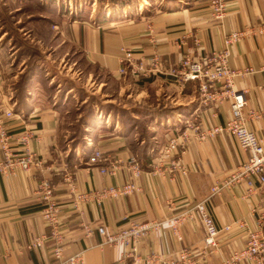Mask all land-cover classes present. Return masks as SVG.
Segmentation results:
<instances>
[{"label": "crops", "instance_id": "obj_1", "mask_svg": "<svg viewBox=\"0 0 264 264\" xmlns=\"http://www.w3.org/2000/svg\"><path fill=\"white\" fill-rule=\"evenodd\" d=\"M208 2L136 0L112 13L105 9L81 10L79 18L62 17L55 24L54 34L60 43L65 33V39L80 48L92 74H106L114 80L127 78L140 87L137 94L140 98L131 99L141 105H131V115L136 118L147 114L150 118L148 128L157 151L170 137L179 134L189 119L208 129L222 126L230 118L227 102L218 107L203 106L197 83L179 80L171 73L179 67L183 55L201 56L218 51L224 34L264 22V0H227L222 26L210 15ZM3 34H0V101L16 114L7 121V128L13 139L25 126L33 129L37 139L31 141V148L39 165L29 170L17 168L9 176L0 175V264H56L51 254L54 241L50 237L41 248H27L39 236L50 233L43 216L45 202L37 191L43 179L52 184L53 198L60 209L62 253L65 256L81 253V264H132L133 257L124 256L122 246L107 244L97 231L104 227L113 232L126 227L129 221L161 223L157 230L140 238L137 245L140 264H161L171 258L177 264H185L179 260L181 249L189 253L192 264H224L245 245L246 229L235 221H244L248 228H255L256 218L264 213V188L248 194L245 181H240L219 193H211L214 184L225 180L248 157L233 136L221 132L203 140L189 139L164 161L160 172L152 166L158 152L147 162L139 158L140 153L135 150L146 149L149 144L138 137L136 126L132 132L127 131L118 115L113 116L112 123L103 121L105 118L101 116L84 120L82 147L65 144L62 126L67 95L63 97L62 91L60 97L57 93L49 97L35 77L20 89L19 78L26 65L22 59L17 60L15 49ZM122 47L132 49L136 58L158 53L162 72L138 80L130 72L119 75ZM263 65L264 34L245 36L230 45V68L251 66L256 70L237 78L235 87L246 89L249 107L263 112L246 124L264 139V73L260 70ZM149 87L160 94L150 102L148 96H141ZM94 149L107 156L108 162L86 166ZM131 158L138 164L139 174L131 169ZM112 159L119 161L115 173L100 172L99 166L108 165ZM172 160L175 167L170 166ZM126 182H133L137 189L109 197L101 205L88 202L75 208L72 204L74 191L101 190ZM206 197L218 227L230 225L229 230L219 232L216 249L210 252L204 251V229L198 219L181 223V239L164 221ZM149 256L150 262L146 263L144 260ZM236 264L254 263L243 259Z\"/></svg>", "mask_w": 264, "mask_h": 264}, {"label": "built area", "instance_id": "obj_2", "mask_svg": "<svg viewBox=\"0 0 264 264\" xmlns=\"http://www.w3.org/2000/svg\"><path fill=\"white\" fill-rule=\"evenodd\" d=\"M209 12L216 24L222 26V21L227 13V0H209ZM264 34V22L256 26H250L223 35L222 47L218 51H212L201 56H193L186 53L180 60L179 67L171 73L182 81L191 80L197 83L200 103L203 106L214 105L216 107L228 103L230 118L222 125L208 129H202L192 118L185 122V126L176 136L170 139L160 148L157 156L152 161L154 171L160 172L161 166L169 159L174 151L182 147L189 139L203 140L221 132L233 136L240 148L248 153L247 159L222 182L216 183L211 188V193H219L223 188H229L234 183L245 181L247 193L251 194L257 188H264V139L247 127V121L257 119L263 114L249 107L247 90L235 87V80L253 74L256 70L251 66L232 69L229 66L230 45L238 42L245 36ZM119 68L117 73L124 75L130 72L134 78L146 77L151 73L162 72V60L158 53L152 52L149 56L136 58L134 51L130 48H120ZM260 70L264 73V65ZM16 116L11 108L3 106L0 101V149L3 158L0 160V175L9 176L14 170L21 168L29 170L33 165H39L36 153L31 148V141L37 139L33 129L24 127L16 140L15 147L12 145L13 136L7 128V121ZM109 158L99 149H94L86 166L100 162H108ZM118 160L112 159L106 166H99L102 173L113 174L118 169ZM170 166L175 167V161H170ZM136 174L140 168L134 158L129 163ZM137 187L133 182H126L116 187H107L101 190L91 189L82 192H73L72 204L78 208L82 203L94 202L101 205L103 200L131 193ZM39 194L45 202L43 216L49 226V235H41L27 245L28 249L41 248L47 238L54 241L51 254L57 261L56 264H81L83 257L81 253L63 255L61 235L58 229L59 206L53 198V186L48 180H41L38 184ZM209 197L196 201L194 204L181 211L177 215L165 219L173 234L181 239L179 226L186 219H198L204 229L203 243L204 251L210 252L216 249L217 237L221 230H229L230 225L218 227L208 206ZM235 223L243 227L247 232V241L239 250L234 251L224 264H236L246 259L254 264H264V213L256 218L255 228L250 229L244 221L237 220ZM160 222H136L129 221L122 229L107 232L104 227L97 229L98 233L105 237L107 244L119 245L124 248V256H132V264H140L142 259L138 256L137 245L140 238L160 227ZM152 256L144 261L150 262ZM179 260L185 264H192V259L185 249L179 252ZM31 264V263H30ZM161 264H177L176 259H168Z\"/></svg>", "mask_w": 264, "mask_h": 264}, {"label": "rangeland", "instance_id": "obj_3", "mask_svg": "<svg viewBox=\"0 0 264 264\" xmlns=\"http://www.w3.org/2000/svg\"><path fill=\"white\" fill-rule=\"evenodd\" d=\"M52 1L40 0L45 5L52 4ZM131 1L133 3L136 0H55L54 2L63 12L65 19L69 18L72 13L80 12L81 14V10L91 12L92 9H105L112 13L122 10L124 4L127 2L130 4ZM40 10L36 0L25 2L23 0H0V34L4 33L3 38L11 43L15 38L29 42L31 49L38 52L36 64L44 71L48 81L52 80L50 84L54 89L53 93H57L60 97L63 91V97L67 95L62 126L63 143L73 146L80 139L81 125L84 120L91 118L90 114L104 117L103 121L107 120L110 123L113 122V116L119 115L121 110L131 114L133 111L131 105H141L134 103L131 99L139 97L137 94L140 87L133 85L127 78L114 80L106 74L97 75L93 72L97 77L94 76L80 48L65 39V33L63 43H60L61 40L54 34L56 23L44 25L41 21L35 20L46 14ZM13 48L15 49L16 46ZM22 61L23 64H27L26 57L22 58ZM143 95L148 96L150 102L155 100L157 94L154 87H149L147 92L141 94ZM146 104L143 106L146 107ZM110 109L115 113L109 111Z\"/></svg>", "mask_w": 264, "mask_h": 264}, {"label": "trees", "instance_id": "obj_4", "mask_svg": "<svg viewBox=\"0 0 264 264\" xmlns=\"http://www.w3.org/2000/svg\"><path fill=\"white\" fill-rule=\"evenodd\" d=\"M21 1V0H18ZM24 2L27 0H23ZM35 1V0H30ZM39 3L40 11L45 12L46 14L40 18L35 19L41 21L44 25L52 24V23H58L62 20L63 12L56 6L55 0H53L52 4L45 5L40 2V0H36ZM79 18L80 12H77L75 14L72 13L71 18ZM64 19V18H63ZM12 47L16 46V57H18V60H21L22 58L26 57V69L25 71L20 75L19 78V87L20 89L24 88L26 85L30 84L33 77L40 82V84L43 86L45 92L49 97L53 95L54 89L52 86H50V82L45 77L44 71L41 70L38 65L36 64V58L38 57V52L31 49V45L29 42H24L22 39L17 40L16 38L12 40ZM26 46V47H25ZM26 63V62H25ZM112 113H115L114 110H109ZM91 112V111H90ZM90 114V113H89ZM88 114V115H89ZM119 119L120 121L126 126L127 131L132 132L134 129L137 128V135L138 137L144 138L145 143H148L149 146L146 149L137 148L138 150H135L139 154V158L145 159V162L149 161L155 154H157V148L153 144V141L151 140L152 134L151 131L148 128V125L150 124V118L147 116V114H139L136 118L132 117V115L126 111H120L119 112ZM90 119L94 117V114H90ZM83 119V118H82ZM133 126H136L134 128ZM81 137L80 139L74 143V147L83 145V128H80ZM73 139V138H72ZM83 152H88L86 149H83ZM87 154V153H86ZM89 159V157H87Z\"/></svg>", "mask_w": 264, "mask_h": 264}]
</instances>
